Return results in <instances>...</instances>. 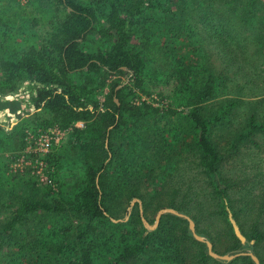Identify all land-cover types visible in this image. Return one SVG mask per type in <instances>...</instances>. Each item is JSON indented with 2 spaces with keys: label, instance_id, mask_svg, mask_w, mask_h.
<instances>
[{
  "label": "trees",
  "instance_id": "16d2710c",
  "mask_svg": "<svg viewBox=\"0 0 264 264\" xmlns=\"http://www.w3.org/2000/svg\"><path fill=\"white\" fill-rule=\"evenodd\" d=\"M194 1L39 0L40 7L51 12L44 21L45 30L29 35V43L11 50L6 48L7 37L2 32L5 22L0 18V113L17 112L13 128L0 126V151H23L29 143L27 133L37 137L40 131L53 126L60 130L71 128L62 146H51L39 158L49 184L43 186L30 177L13 189L0 187V205L8 211L0 220L1 260L24 264L17 257L29 258L41 252L35 230L26 241L27 228L34 219L39 214L69 213L80 224L76 237L66 245L61 240L64 231L54 228L47 247L49 254L70 257L68 264H94V254L99 249V244L92 242L94 225L107 226L109 230V239L100 242L107 250L110 243L112 246L113 258L105 264H254L246 255L227 262L212 259L206 245L193 239L187 221L172 214L162 215L156 230L146 235L137 204L128 220L116 224L110 221L124 218L136 198L142 202L143 216L149 224H153L159 210L174 209L194 221L196 233L209 240L217 254L253 253L264 264V183L259 180L264 169L253 160L247 161L250 166L238 162L232 168L226 167L229 155L242 145H256L254 140L264 134V120L257 123L251 111L245 129L220 147L211 136L212 117L196 105L211 95L215 79L209 76L211 82L205 85V94L197 95L193 108L185 113L198 151L200 174L204 176L200 185L191 180L192 176L184 184L167 160L178 154L181 132L172 127L152 132L147 128L149 118L170 119L176 114L171 105L150 103L153 100L145 84L147 23L155 13L170 28L173 24L169 20L181 16ZM248 1V12L241 14L246 15L244 22L249 25L243 38H264V13L255 10L260 1ZM236 2L217 0V8L210 10L215 12L214 19L233 14L231 5ZM38 20L33 18L30 24L37 27ZM256 26L260 30L256 31ZM221 29L218 32L214 28L215 38L230 32L226 21ZM168 38L176 47L175 53L190 50V44L177 35ZM222 43L223 50H228L229 44ZM122 76L131 83L124 84ZM139 94L150 101L135 105L132 101ZM29 110L32 113L26 114ZM223 117H227L226 112ZM78 122L83 128L75 127ZM142 129L146 138L137 140ZM151 145L162 159L152 157ZM29 159H37V154H30ZM0 165L6 172L4 160ZM71 168L75 171L68 178L66 170ZM5 172L0 173V185L7 178ZM226 208L247 238L245 244L235 238ZM21 240L25 243L16 256L5 252Z\"/></svg>",
  "mask_w": 264,
  "mask_h": 264
},
{
  "label": "rangeland",
  "instance_id": "374dc122",
  "mask_svg": "<svg viewBox=\"0 0 264 264\" xmlns=\"http://www.w3.org/2000/svg\"><path fill=\"white\" fill-rule=\"evenodd\" d=\"M216 1L196 0L191 2V5L183 11L181 16L169 20L173 24L170 28L167 26V22L157 14L152 13L146 27L149 33V44L146 51L148 70L145 84L153 100L150 103L165 107L171 105L176 112L170 119L169 117H161L160 120L154 119V121L149 118L148 123L150 125L147 128L152 132L164 128L167 130L172 127L173 131L178 129L181 132L179 135L180 143L176 146L178 154L170 155L167 160L170 162L171 167L180 174L181 181L184 184L189 182V179L187 180L189 176L193 177L191 180L196 185H200L204 181V176L200 174L201 167L197 159L198 151L195 148L193 136H191L193 134L192 128L185 117V113L193 108L191 104L197 95L205 94L204 87L207 82H211L208 79L209 76L215 79L211 95L196 105L201 108L206 116L212 117L211 136L220 147H223L225 143H229L238 132L245 129L251 111L255 113L257 123L264 120V38H243L246 36V29L249 28V25L246 21L244 22L246 15L241 14L248 12L247 6L250 3H248V0H237L234 6L231 5V8H234V11L231 10L233 14L227 13L224 18L219 17L215 20V12L210 10L217 8ZM258 1H260V5L259 7L254 5L255 10H259L257 13L262 14L264 13V0ZM232 3H234V0H232ZM50 15V10L40 7L39 0H0V18L5 22V28L2 32H5L7 37L5 41L6 48L11 50L19 48V45L29 43L30 38L28 36L31 34L36 36L38 32L45 30L46 24L44 21ZM235 16H238V19H235ZM33 18L39 19L37 27L31 25L33 23L30 24ZM223 21L228 23L230 29H227V32H230L224 34L223 38H215L212 31L215 28L218 32H222L221 24ZM20 26L21 29H19ZM260 28V26H256V31ZM172 35L184 39L190 44V50L187 53H175L176 47L170 45L171 38H168ZM229 35L235 36V38H227ZM222 42L229 44L228 50H223L222 45L224 43ZM121 79H123L124 84L128 85L127 77L122 76ZM102 99L100 97L99 101H102ZM142 101L149 102L150 99L139 94L137 99L132 102L139 105ZM225 112L227 117L222 118V114H225ZM31 113L32 110L26 112V114ZM16 114L17 112L14 111L0 113V126L8 129L13 128L17 123ZM75 127L83 128V124L81 122L75 123ZM55 128L56 126H53L44 132L40 131L37 137L27 133L26 140L29 143L23 151H0L1 157L3 156V159L0 160H4L6 166L5 172L3 165H0V173L5 172L4 175L7 177L0 185L2 189L9 190L21 186L30 177L36 178L43 186L45 183L49 184L43 173L45 165L39 158L47 154L51 150V146H62L71 130V128L59 130V135L49 133ZM143 130L138 133L137 140L146 138ZM173 131L168 133L169 136H172ZM44 134H48L51 145L48 151H40L39 145L35 147V142ZM254 142H256V145H242L239 150L230 154V158H227L226 167L232 168L238 162L248 164L247 161L253 160L252 162L258 161L261 168L264 169V134L259 135ZM152 147L151 145L150 153L152 157L162 159V155L154 152ZM30 154H37V159L33 161L29 159ZM36 161L40 163L37 164ZM28 169L30 171H27ZM74 171L75 168H71L70 171L66 170L67 177L72 178ZM170 173L171 177L175 176L172 170H170ZM261 179L264 183V174L261 178L259 177V180ZM176 180L177 178L174 181ZM53 184V190L56 191L57 186ZM72 185H74V182L70 184V186ZM130 204L124 218H110V221L116 224L128 220L129 212L131 213L132 208L137 203L132 206ZM128 210L130 211L128 212ZM211 212L212 209L206 214ZM7 214V208L0 205V220L5 218ZM112 219L116 222H113ZM79 226V222L69 213L58 215L39 214L34 219L33 224L27 228L29 233L26 241L31 239L28 236H32L31 232L35 230L39 237L37 248H41V252L36 251V255L29 258L23 257L21 259V256L17 258L22 260L24 264H30V262L32 264H68L70 257L60 255L62 253H48L47 247L52 239L50 231L54 228L56 231H64V237L61 240L67 245L72 243L76 237ZM94 227L96 228V234L93 236L92 242L95 243L96 241L99 244V249H96L94 254V264H105L110 258H113L110 251L112 246L110 243L107 246L110 247V250H107L106 247H101L100 242L109 239V230L107 226L94 225ZM24 243L23 240L14 243L13 247L5 252H9L12 257L16 256ZM0 264L10 263L0 259Z\"/></svg>",
  "mask_w": 264,
  "mask_h": 264
},
{
  "label": "water",
  "instance_id": "95a60500",
  "mask_svg": "<svg viewBox=\"0 0 264 264\" xmlns=\"http://www.w3.org/2000/svg\"><path fill=\"white\" fill-rule=\"evenodd\" d=\"M119 88V87H118ZM134 203H137L139 205V213H140V219H141V222H142V225L145 229V235L147 233H149L150 231H154L156 230V228L158 227V224H159V221H160V218L162 215L164 214H172V215H175L177 217H180V218H183L187 221L188 223V229L193 237V239L197 242H201V243H204L206 245V250H207V255L209 257H211L212 259L214 260H220V261H231L233 260L234 258L238 257V256H243V255H246V256H249L252 261L254 262V264H260L259 263V259L253 254V253H237L235 255H219L217 254L216 252L213 251V246H212V243L205 239L204 237L198 235L196 233V228H195V223L194 221L189 217V216H186L182 213H179L178 211L174 210V209H171V208H164V209H161L159 210L157 213H156V216H155V221L153 224H149L147 222V220L143 217V210H142V207H141V202L140 200L138 199H133L131 201V204L130 206H132ZM130 210H128L129 212ZM226 212H227V219L231 225V228H232V231H233V234L235 236V238L241 243V244H245L247 242V238L241 233L240 231V228L238 226V224L236 223L235 219L233 218V215L231 213V211L226 208ZM130 214V212H129ZM113 222H116L115 220L112 219ZM253 240L249 241L250 244H253Z\"/></svg>",
  "mask_w": 264,
  "mask_h": 264
},
{
  "label": "built area",
  "instance_id": "2783aa9c",
  "mask_svg": "<svg viewBox=\"0 0 264 264\" xmlns=\"http://www.w3.org/2000/svg\"><path fill=\"white\" fill-rule=\"evenodd\" d=\"M59 130L60 129L58 127H56L52 131H49V133H51L53 135H55V133H56V135H59L60 134ZM38 145H39L40 151H48L49 147L51 146L49 138H48V134L41 135V137L38 139V141L35 142V147H37ZM36 163L39 164L40 162L36 161ZM48 182L50 183L49 180H48Z\"/></svg>",
  "mask_w": 264,
  "mask_h": 264
}]
</instances>
